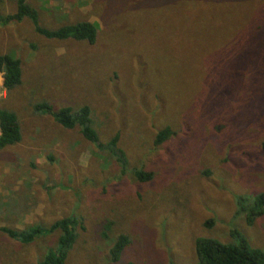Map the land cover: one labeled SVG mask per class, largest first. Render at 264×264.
Returning a JSON list of instances; mask_svg holds the SVG:
<instances>
[{
  "label": "rangeland",
  "instance_id": "rangeland-1",
  "mask_svg": "<svg viewBox=\"0 0 264 264\" xmlns=\"http://www.w3.org/2000/svg\"><path fill=\"white\" fill-rule=\"evenodd\" d=\"M40 25L85 20L92 43L47 39L27 17L0 23V54L20 81L0 108L20 140L0 148V227H37L30 242L0 230V264H37L60 218L77 222L63 264H194L195 237L264 251V212L247 223L237 196L264 192V0H27ZM15 0H0V14ZM83 104L97 137L115 132L127 165L43 109ZM170 134L155 143L156 133ZM133 169L152 172L137 180ZM73 217V218H72Z\"/></svg>",
  "mask_w": 264,
  "mask_h": 264
},
{
  "label": "trees",
  "instance_id": "trees-1",
  "mask_svg": "<svg viewBox=\"0 0 264 264\" xmlns=\"http://www.w3.org/2000/svg\"><path fill=\"white\" fill-rule=\"evenodd\" d=\"M16 8L14 12L0 14V23L9 21L18 22L22 17H27L35 33L47 39H73L92 43L96 30L92 23L80 20L70 24H64L53 29H47L40 25L35 9L27 3V0H15ZM0 77L1 86L4 90H10L20 81V67L17 58L12 55L0 54ZM34 109H43L50 114L54 120L63 128L77 127L80 136L99 151L109 153V156L118 162L121 168L126 169L127 160L123 150L118 146V133L111 135L109 139L102 142L98 139L90 116V108L83 104L76 109L70 106H63L57 110H52L45 102L33 105ZM170 134L168 128L159 130L155 135V143L165 140ZM20 140V131L15 114L5 108H0V148L16 143ZM132 174L137 180H148L152 172L141 169H133ZM237 203L241 208L238 212H243L247 223L251 222L254 216L264 212V192L252 195L248 202H244L243 197L237 196ZM73 218V217H72ZM77 222L73 218H60L54 221L50 229L58 230L55 241V248L47 251L37 264H63L68 249L75 239ZM9 237L20 242H30L38 228L31 227L27 230L16 231L0 227ZM235 241L233 244L222 243L212 237L198 236L194 238V264H264V251L251 246L247 239L239 233H233ZM110 246L107 250L109 264L116 263L122 250L128 243V237L123 233H118L109 240ZM125 264H135L128 261Z\"/></svg>",
  "mask_w": 264,
  "mask_h": 264
}]
</instances>
